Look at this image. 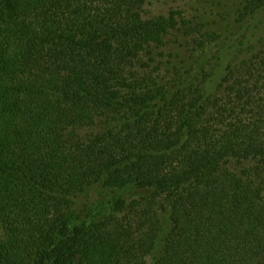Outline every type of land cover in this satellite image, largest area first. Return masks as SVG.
<instances>
[{
    "label": "trees",
    "instance_id": "trees-1",
    "mask_svg": "<svg viewBox=\"0 0 264 264\" xmlns=\"http://www.w3.org/2000/svg\"><path fill=\"white\" fill-rule=\"evenodd\" d=\"M146 2L0 0V264H264V0Z\"/></svg>",
    "mask_w": 264,
    "mask_h": 264
},
{
    "label": "rangeland",
    "instance_id": "rangeland-1",
    "mask_svg": "<svg viewBox=\"0 0 264 264\" xmlns=\"http://www.w3.org/2000/svg\"><path fill=\"white\" fill-rule=\"evenodd\" d=\"M187 3H190L191 5L194 4L197 8L200 6L198 0H191V2L190 0H147L145 14L147 17L166 14L169 10L185 6ZM231 60L232 56H228L227 58H215L206 64L208 66L207 72L212 85L221 80L225 73V69ZM132 194L136 195L135 192ZM99 248L101 247L99 246ZM78 254L79 264H95L101 259L102 249L99 251L96 246L93 248L90 245V242H88V244L86 243L80 247Z\"/></svg>",
    "mask_w": 264,
    "mask_h": 264
}]
</instances>
